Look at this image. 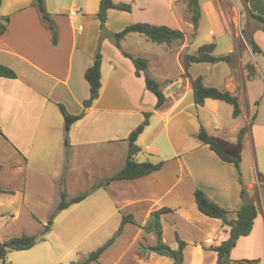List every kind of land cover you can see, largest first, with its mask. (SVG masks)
I'll list each match as a JSON object with an SVG mask.
<instances>
[{
  "label": "crops",
  "instance_id": "1",
  "mask_svg": "<svg viewBox=\"0 0 264 264\" xmlns=\"http://www.w3.org/2000/svg\"><path fill=\"white\" fill-rule=\"evenodd\" d=\"M33 1L3 0L0 7V18L9 19L5 33L0 36V65L12 69L17 74L16 79L0 77V129L6 138L2 135L0 137L10 145L18 161L20 158L25 160L24 171L28 172L34 161L33 164L40 165L34 171L38 176L49 175L55 181V185L63 178L66 180L64 187L68 184L70 175L76 170L81 171V174H88L89 177L96 173L105 175L103 178L111 176L108 168L117 165L114 149L118 144H124L125 163L129 134L143 121V113L153 111L157 103L156 97L146 89L145 75L136 76L132 61L124 57L122 51L134 57L147 59L149 62L147 74L150 76L155 69H163L169 65L172 61L171 51L175 48L174 58L182 65V73L176 78L164 80L167 85L163 89L167 103L164 108L154 112L151 120L155 118L156 122L152 124L150 120V125L139 136L137 144L142 151L136 159L138 162H145L150 160L149 156H159L161 149L156 143L164 132L172 149L171 157L180 160L181 168H186V171L182 170L190 181L192 192L194 193L197 188L201 189L208 198L236 215L243 202L234 165L222 161L208 146L200 144L195 139L202 126L199 122L202 119L201 114L212 115L213 112L214 116L218 117L221 101L208 99L204 106H196L190 79L183 76L185 72L183 57L185 54H191L196 40L201 38L200 23L203 17L201 6V19L198 29L195 30L184 0L182 8L175 6V3L181 0H113L115 4H129L131 11L113 9L108 11L106 28L112 33H118L134 23L159 26L165 12L167 26L181 30L185 34L182 45L175 43L158 45L140 34L132 33L121 41L119 49L112 40L101 38L100 21L97 16L100 0H46L47 9L53 15L57 26L58 35L55 43L51 31L42 21ZM219 2L220 0H214V3L206 5L207 8L211 4L210 15H216L218 25V29L211 28L208 34L213 37L211 43L216 44L215 51L219 48L220 39L229 34L232 36L231 42L226 45L229 47L226 48L225 54H215V51L213 53L215 56L233 55L231 63H225L230 72L228 71L224 78L219 77L220 73H217L219 74L217 76H214L216 74L214 73L206 80L200 74H191L192 64L189 73L193 78L201 76L206 87H216L239 98L241 115L238 120L242 117L243 121L232 131L236 129L239 134L257 113L241 146V156L244 154L243 149H246L249 156L251 148V154L253 159L256 157L257 163L259 154L264 156V122L260 121L264 111L259 102L258 107L255 104L256 109L245 113L242 101L259 96V94L256 96L257 87L254 84L261 77L264 78V61L260 65L254 58L257 74L254 78L248 79L246 63L239 60L234 30L223 17ZM244 3L253 13L264 18V0H247ZM183 27H186L187 32ZM252 37L264 52L262 28L256 29ZM98 50L102 55L100 97L84 118L74 124L66 135L59 105L70 114L81 113L83 102L90 94L85 73L92 66ZM234 69L237 71L234 72ZM221 79L223 86L219 88L217 83ZM207 81L211 84H206ZM216 123L217 121L212 124L217 125ZM215 129L219 130L217 126ZM66 137L68 147L65 145ZM89 151H94V160H88L86 164L83 162L85 165L79 167L82 156ZM244 160L243 155L242 162ZM18 161L14 164L15 170L20 169L17 166ZM48 161H51V164L64 163L63 169L57 167L48 169L45 166ZM165 166L166 164L163 168ZM257 167L260 172H257L256 176L244 179V182L248 192L247 199L257 204L259 214L251 234L241 237L232 250L230 256L232 261L259 260V264H264V191L258 182V174H264V168H260L258 163ZM163 168L141 179L114 182L106 189L113 188L115 184L119 188L147 185ZM180 176L175 177L174 184L166 192V196L179 189L183 179V176L182 178ZM151 199L149 196L143 198L139 196L138 203L153 204ZM163 207L166 206L160 209ZM228 230L222 223H217L213 228L216 236L211 238L209 234L205 242L195 244L192 255L202 257L206 253L212 254L215 256L216 264L215 253L204 248L218 245L228 237Z\"/></svg>",
  "mask_w": 264,
  "mask_h": 264
},
{
  "label": "rangeland",
  "instance_id": "2",
  "mask_svg": "<svg viewBox=\"0 0 264 264\" xmlns=\"http://www.w3.org/2000/svg\"><path fill=\"white\" fill-rule=\"evenodd\" d=\"M184 1L186 3V0ZM199 2L203 11L200 23L201 38L196 40L195 46L190 51L191 54H194L199 47L213 42V37L208 34L209 30L211 28L218 29L216 15H210L211 4L206 8V5L210 2L214 3V0H200ZM241 2L242 0H220L219 3L223 17L226 19L228 26L234 30L239 60L246 63L245 69L247 70V64L254 65V58L261 65L264 57L253 54L248 46L247 40L256 29L261 27L248 16L245 3ZM183 3V0H181V2H176L175 6L182 8ZM184 20H186L185 17ZM161 22V25L167 26V13L164 12L162 15ZM183 28L187 32L186 27ZM231 40L232 36L230 34L220 39L219 48L215 51V54H225L227 52L226 48L229 47L226 45ZM171 54L172 61L168 66L163 69H155V72L150 73V76L160 83L162 89L167 86L164 83L166 78H176L182 73V65L178 64L174 58L175 48L171 51ZM228 71L230 72L229 67L225 63H205L193 64L190 72L195 75L200 74L206 80H209L211 74L214 73H216L214 76L220 73L219 77L224 78L229 73ZM235 71L237 69H234ZM206 84L211 83L207 81ZM217 85L222 88V79ZM254 85L257 87L255 90L256 96L258 94L259 96L242 101V109L245 113L256 109V102L258 104L260 102L264 111V78L258 79ZM220 109L218 117L214 116L215 113L213 112L212 115L202 113L200 116L202 119L199 122L210 135L213 137H215L214 135L218 136L215 138L220 141L226 150L235 154L238 151V130L232 131V129L238 123H241L243 118L241 117L239 120L234 118L232 106L225 102H221ZM216 121L217 125L212 124ZM260 121L264 122V112H262ZM151 122L154 124L156 122L155 118ZM215 126L219 130H216ZM162 134L156 143L161 149V154L159 156H149V161L153 163L165 161L166 166L159 174H155L157 176L150 179L147 185L140 184L141 187L119 188L115 184L109 190L99 189L91 192V187L105 175L96 173L94 176L89 177L88 174H81V171L76 170L70 175L67 181L68 184L65 187L63 186V190L67 193L68 199L85 193L89 195L85 200L71 205L58 214H56V210L60 203V186H58L60 181L58 185H55V181L49 175L38 176L34 171L40 165L33 164L34 161L30 165V170L25 172V160L20 158L18 161V157L10 145L0 137V186L14 192V194H0V243L24 234L39 235L45 230V226L51 227L45 235L44 241L38 242L30 250L10 251L5 261L0 260V264L77 263L110 240L119 229L123 216L127 214H133L136 223L126 224L115 243L93 264H173L170 258L146 251L148 246L155 244L156 238L153 233H146L142 227L149 221L150 214L159 210L162 206L175 210L162 216L164 242L171 249H178V242L175 237L177 233L180 239L188 244L184 264H194V262L197 264H214L215 256L212 254L206 253L202 257H195L191 252L195 249L194 245L205 242L209 234H211V238L216 236L217 233L213 231V228L221 221L208 218L198 211L190 181L182 170L185 169L186 171V168H181L180 160L171 157L172 149L169 141L166 134L164 132ZM114 150L117 165L108 168L109 175L116 173L124 164V144H118ZM239 152L241 153V149ZM243 152L245 160L242 162L241 167L243 179H247L256 176L257 172H260L257 163L260 168H264V156L262 157L259 154L257 163H255L256 157L253 159L251 148H249V156L246 149H243ZM94 157V151H89L85 156H82L79 167H83L90 160H94ZM17 161V166L20 169L15 170L13 168L16 167L14 164ZM47 163L45 166L50 170L53 167L62 170L64 166L62 162L51 164V161H48ZM180 175L183 176V179L179 189L166 196V192L174 184L175 177ZM182 176L180 177L182 178ZM139 196L141 198L144 196L152 197L153 204L145 202L140 205L138 203ZM162 196L164 197L162 198ZM229 216L231 219L236 218L235 213H229Z\"/></svg>",
  "mask_w": 264,
  "mask_h": 264
},
{
  "label": "trees",
  "instance_id": "3",
  "mask_svg": "<svg viewBox=\"0 0 264 264\" xmlns=\"http://www.w3.org/2000/svg\"><path fill=\"white\" fill-rule=\"evenodd\" d=\"M200 0H186L188 11L191 15V22L194 29L197 30L201 19ZM3 0H0V7ZM247 2V0H242ZM34 7L38 10L42 21L48 26L52 33L53 42L57 41V26L55 24L53 15L48 11L46 6V0H34ZM119 11H131L129 4H115L113 0H100L99 11L97 13L100 21V32L101 38H108L113 41L115 46L119 49L121 41L129 34L135 33L146 37L150 42L158 45H171L173 43L182 45L185 40V34L183 31L173 29L165 25H151L148 23H134L126 26L122 31L118 33H112L106 28L107 15L109 10ZM246 13L251 19L256 21L262 30L264 31V18L260 15L253 13L246 4ZM8 18H0V36L6 31V24ZM248 46L251 48L253 54L262 55L264 57L263 50L258 46L251 36L248 40ZM216 49V44L209 43L198 48L194 54H185L183 57V65L185 72L184 77L190 79L194 103L196 106H204L205 101L208 99L225 102L232 106L233 117L238 118L241 115V107L239 98L236 95L224 90H220L216 87H206L203 83L201 76L193 78L189 73V68L192 64H217L226 63L229 64L233 60V55L228 54L224 56L213 55ZM122 55L130 59L135 67L136 76L140 77L142 74L145 75L146 89L150 91L157 99V103L153 111L143 113V121L129 134L127 138L128 150L126 160L123 167L111 176H107L103 179L98 180L92 187L91 192H95L99 189H106L114 182L133 181L150 176L156 172H159L165 162L152 163L149 161L138 162L136 157L141 153L142 149L137 144L139 136L144 130L150 125V120L155 111H159L167 103V97L164 93L159 82L148 76L149 62L143 57H134L133 55L123 52ZM101 68H102V55L100 50L96 53L93 64L89 67L85 73V79L89 85V98L83 102V109L81 113L73 115L66 111V109L59 105L64 118V130L66 135L70 132L72 126L82 120L86 115L87 111L93 106L95 101L100 97V90L102 87L101 82ZM248 79H252L256 76L257 70L254 65L247 64ZM0 77L16 79L17 74L10 68L0 65ZM258 105V102H256ZM257 113H255L250 122L244 126L238 134V151L233 154L226 150V148L220 143L218 139L211 136L205 128L200 127L198 133L195 135L196 140L205 146H208L222 161L233 164L237 176L238 182L241 186V199L242 206L236 212V218L231 219L229 211L222 207L217 202L208 198V196L201 189H195L193 196L198 211L211 219L220 220L224 227H227L228 237L221 241L218 245H211L204 249L208 252H213L216 255V264H259V260H241L232 261L230 256L232 250L235 248L238 240L241 237L249 236L254 228L255 220L258 217L259 210L258 206L254 202H250L247 199V188L243 179L242 173V156L239 150L241 149L243 139L246 133L251 129ZM0 135L4 136L1 129ZM5 137V136H4ZM6 138V137H5ZM66 147L69 146L68 139L65 140ZM1 170V166H0ZM258 182L264 191V174H258ZM60 186V203L57 207L56 214L66 210L73 204H77L85 200L89 194H81L68 199L67 193L63 190L64 179L62 178L59 182ZM0 194H14L13 191L0 186ZM174 212L171 208L163 207L159 210L153 211L150 214L149 221L142 227L146 233H153L156 238L154 245H150L146 248L147 252L155 253L161 257L170 258L173 264H184L185 262V251L188 244L180 239L176 233V241L178 242V249H171L163 240V227H162V216ZM135 224L134 215L127 214L123 216L122 223L117 232L108 240L103 246L90 253L84 260L73 264H93L97 262L100 257L115 243L116 239L122 234L123 228L126 224ZM50 226H45L39 235H28L24 234L19 237L11 238L4 243H0V260L5 261L7 254L10 251H26L33 248L38 242L44 241L45 235L50 231Z\"/></svg>",
  "mask_w": 264,
  "mask_h": 264
}]
</instances>
